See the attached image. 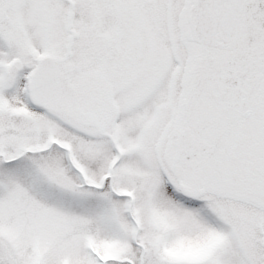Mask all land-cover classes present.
<instances>
[{
    "label": "snow or ice",
    "instance_id": "snow-or-ice-1",
    "mask_svg": "<svg viewBox=\"0 0 264 264\" xmlns=\"http://www.w3.org/2000/svg\"><path fill=\"white\" fill-rule=\"evenodd\" d=\"M0 264H264V0H0Z\"/></svg>",
    "mask_w": 264,
    "mask_h": 264
}]
</instances>
